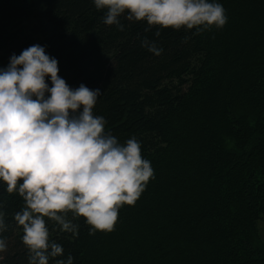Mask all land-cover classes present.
Returning a JSON list of instances; mask_svg holds the SVG:
<instances>
[{"label": "trees", "instance_id": "trees-1", "mask_svg": "<svg viewBox=\"0 0 264 264\" xmlns=\"http://www.w3.org/2000/svg\"><path fill=\"white\" fill-rule=\"evenodd\" d=\"M218 2L225 25L196 33L123 16L120 31L91 0H0V67L44 45L67 84L101 90L94 115L153 168L112 231L90 235L80 216L75 237L52 233L74 264H264V0ZM0 199L10 221L23 200L2 184ZM4 235L5 264H25L14 221Z\"/></svg>", "mask_w": 264, "mask_h": 264}, {"label": "clouds", "instance_id": "clouds-1", "mask_svg": "<svg viewBox=\"0 0 264 264\" xmlns=\"http://www.w3.org/2000/svg\"><path fill=\"white\" fill-rule=\"evenodd\" d=\"M104 10L105 25L123 31L121 16L128 21L193 29L195 32L222 27L227 22L218 0H91ZM159 29L156 30V35ZM141 47L159 56L155 41L140 37ZM58 60L34 43L12 53L0 67V184L23 200L6 222L0 199V264H5L9 224L20 229L25 264H74L71 252L52 233L78 235L84 217L91 235L110 232L122 204L133 205L150 178L148 159L141 155L140 141L123 143L106 130L103 116L93 108L101 93L83 82L72 87L58 75ZM71 212L72 219L67 218ZM62 257V258H60Z\"/></svg>", "mask_w": 264, "mask_h": 264}, {"label": "rangeland", "instance_id": "rangeland-1", "mask_svg": "<svg viewBox=\"0 0 264 264\" xmlns=\"http://www.w3.org/2000/svg\"><path fill=\"white\" fill-rule=\"evenodd\" d=\"M259 229H260L261 237H262V239L264 241V217L259 222Z\"/></svg>", "mask_w": 264, "mask_h": 264}]
</instances>
